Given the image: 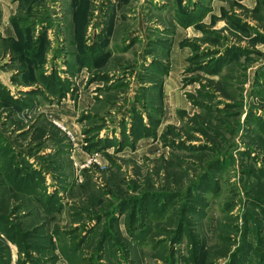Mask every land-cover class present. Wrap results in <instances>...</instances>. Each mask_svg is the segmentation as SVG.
Here are the masks:
<instances>
[{
	"label": "rangeland",
	"instance_id": "rangeland-1",
	"mask_svg": "<svg viewBox=\"0 0 264 264\" xmlns=\"http://www.w3.org/2000/svg\"><path fill=\"white\" fill-rule=\"evenodd\" d=\"M1 25L0 264H264V0H0Z\"/></svg>",
	"mask_w": 264,
	"mask_h": 264
},
{
	"label": "trees",
	"instance_id": "trees-1",
	"mask_svg": "<svg viewBox=\"0 0 264 264\" xmlns=\"http://www.w3.org/2000/svg\"><path fill=\"white\" fill-rule=\"evenodd\" d=\"M103 243L105 244V241H103ZM99 250L103 251L104 249L102 248V249H99ZM92 260L95 261V259L78 258L77 261H75L73 264H94Z\"/></svg>",
	"mask_w": 264,
	"mask_h": 264
},
{
	"label": "crops",
	"instance_id": "crops-1",
	"mask_svg": "<svg viewBox=\"0 0 264 264\" xmlns=\"http://www.w3.org/2000/svg\"><path fill=\"white\" fill-rule=\"evenodd\" d=\"M244 1H246V0H244ZM2 26H3V25H1L0 27L2 28ZM1 28H0V30H2ZM2 31H3V30H2ZM113 34H114V33H113ZM5 76H6V75H5Z\"/></svg>",
	"mask_w": 264,
	"mask_h": 264
}]
</instances>
